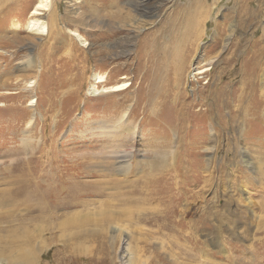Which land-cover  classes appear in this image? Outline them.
I'll return each mask as SVG.
<instances>
[{
  "label": "rangeland",
  "instance_id": "obj_1",
  "mask_svg": "<svg viewBox=\"0 0 264 264\" xmlns=\"http://www.w3.org/2000/svg\"><path fill=\"white\" fill-rule=\"evenodd\" d=\"M185 3L0 0V235L31 230L35 264H264V0H206L190 29Z\"/></svg>",
  "mask_w": 264,
  "mask_h": 264
},
{
  "label": "bare ground",
  "instance_id": "obj_2",
  "mask_svg": "<svg viewBox=\"0 0 264 264\" xmlns=\"http://www.w3.org/2000/svg\"><path fill=\"white\" fill-rule=\"evenodd\" d=\"M149 1L150 0H130V4L134 7V9H136L138 12H143V13H148V12H152L153 11V9H151L150 7H149ZM195 1V3H196V5H198L197 7V10H196V8L195 7H192V8H188L187 7V5L189 4V2H187L188 4H186L185 3V5L184 6H182V7H179V11L181 12V14L183 15V19H184V25H183V27H184V29H186V28H188V29H190V28H192V23H191V21H189V17H192L193 18V16L192 15H194L192 12L195 10L196 12H200L201 10H199V9H201L200 8V6H204V4H205V2H206V0H194ZM249 1V7H250V9L252 10L253 9V5H251V2H252V0H248ZM75 3V2H74ZM191 4V3H190ZM45 7V4L43 3V1H39V3H38V6L35 8V10H33V12H32V15H40L41 14V12H40V10H42V9H45L44 8ZM207 7V6H206ZM72 9V8H71ZM177 9H178V7H177ZM37 10H39V11H37ZM72 10H75V7L72 9ZM207 10V9H206ZM177 11V10H176ZM209 11V10H208ZM73 12H75V11H73ZM154 12V11H153ZM179 12V13H180ZM204 13H205V11H204ZM209 13H210V11L209 12H207L206 14H205V16H204V20H206L207 19V17H208V15H209ZM188 15H190V16H188ZM195 19H196V17H195ZM197 21H199V20H197ZM188 22V23H187ZM196 22V21H195ZM200 22V21H199ZM41 21H39L38 20V18H33V20H32V25H31V29L33 30V31H36L35 33L37 34V33H39V34H45V33H47L48 32V29H45L44 28V26L43 25H41ZM217 23V22H216ZM218 24V23H217ZM194 27V26H193ZM204 27V26H203ZM219 27V26H218ZM71 34L73 35V36H75V38H81L80 37V33H78L76 30H73V31H71ZM181 36V35H180ZM261 39H263V36H264V27H263V29H262V33H261ZM180 39H181V37H180ZM189 43V42H188ZM187 43V44H188ZM264 43V42H263ZM145 45V44H144ZM148 45V44H147ZM150 45V44H149ZM172 45V44H171ZM159 46V45H158ZM161 46V45H160ZM174 48V47H173ZM172 48V49H173ZM155 49V48H154ZM174 50V49H173ZM177 50V49H176ZM257 50V49H256ZM260 52L259 53H261L263 56H264V45H262V47H260L259 49H258ZM257 50V51H258ZM256 51V52H257ZM145 52V51H144ZM174 52V51H173ZM242 52V51H241ZM172 53V52H171ZM177 53V52H176ZM254 53V52H253ZM173 56V55H172ZM152 58V57H151ZM176 58L177 57H175V56H173V57H170V62H171V64H173V66L175 67L177 64H178V62H177V60H176ZM153 59H154V57H153ZM178 59V58H177ZM157 60V59H156ZM212 60V59H211ZM165 61V60H164ZM182 61V60H181ZM160 62H161V58H160ZM153 63V62H152ZM209 63H211V61H209ZM208 63V64H209ZM262 63H264V58H260V60H257V62H256V65H255V67H260V65L262 64ZM181 64V63H180ZM178 66V65H177ZM179 68V67H178ZM209 68V67H208ZM207 68V69H208ZM180 69V68H179ZM176 70V69H175ZM256 70V69H255ZM203 71H205V70H201V71H198V73H201V72H203ZM259 71V70H258ZM256 73V72H255ZM179 74V73H178ZM257 75V74H256ZM179 79H180V77H178ZM181 80V79H180ZM99 81H102V79L101 80H99ZM179 83V82H178ZM243 83V82H242ZM127 84L128 83H125V82H123V83H121V84H119V85H114V86H111V87H109L108 89L109 90H111V91H116V90H121V89H123V88H125L126 86H127ZM246 84V83H245ZM27 86H31V84H27ZM94 88H95V85H92L91 86V90H94ZM106 90V89H105ZM261 92V91H260ZM247 94V93H246ZM243 96H245V94H243L242 95V93H239L238 94V98H241V97H243ZM262 96V95H261ZM261 98V97H260ZM248 99H249V97H248ZM32 101H34V99H32ZM248 101V100H247ZM258 101V100H257ZM248 108V107H247ZM123 147V146H122ZM113 150H116L114 153L112 152V155L114 156V158L116 159V165L118 166V170L119 171H121L122 170V167L124 166V162L126 161V156H128L129 155V153L126 151V150H124V149H120V147L119 148H114ZM138 150V149H137ZM128 151H130V150H128ZM158 164V163H157ZM156 164V165H157ZM157 168V167H156ZM156 170V169H155ZM152 171H154L153 170V168H150V170H149V172H148V174L149 175H152ZM144 174V173H143ZM143 177V176H142ZM142 177H140V178H142ZM139 178V179H140ZM151 180V179H150ZM153 180V179H152ZM135 181H137V180H135ZM138 182H140V181H138ZM137 183V182H136ZM118 184H120V183H118ZM133 184H135V183H133ZM141 184H143V183H141ZM139 185H140V183H139ZM27 190H26V194H25V196L27 197V199L29 200V198H31L30 199V201H32V198L33 197H35V193H40L39 191H40V189H38V188H40L39 186H38V188H37V190H39L38 192H35V187L37 186H35L34 187V184H33V182L31 181V180H28V182H27ZM25 186V187H26ZM47 186V185H46ZM51 187H52V185H51ZM47 188V187H46ZM58 188H60V187H58ZM116 188H118V187H116ZM152 188V187H151ZM56 189V188H55ZM125 189V188H124ZM138 189V188H137ZM140 189V188H139ZM58 190H62V189H58ZM67 190V189H66ZM1 191H5V189L4 190H1ZM118 191V190H117ZM140 191V190H139ZM6 193H7V195H9V192L8 191H5ZM51 192V191H50ZM116 192V191H115ZM144 192H146V191H144ZM46 193H47V191H46ZM49 193V192H48ZM3 194V193H2ZM117 194V193H116ZM39 194H37L36 196L37 197H39L38 196ZM44 195V194H43ZM63 195V194H62ZM109 195V194H108ZM113 195H115V193H113ZM143 195V194H142ZM3 196V195H2ZM12 198H13V196H15L14 194H12L11 193V195H10ZM117 196L120 198V201H125V200H123L124 198L123 197H125V196H122V195H120V194H117ZM51 197L53 198L52 199V203H50V200H48V201H46L44 204H42V203H40V206H37V204H31V203H29L28 205H27V209L28 210H30L31 212H33V213H35V212H37L38 211V216H40L41 214H42V212L41 211H43V207H45V208H48V206H51V204H53L54 206H59L60 205V199L58 200L54 195H51ZM17 198V197H16ZM49 198V197H48ZM47 198V199H48ZM114 198V197H113ZM112 197H111V199H113ZM116 198V197H115ZM3 199V198H2ZM18 199V198H17ZM16 199V200H17ZM35 199V198H34ZM46 199V198H45ZM117 199V198H116ZM2 201V200H1ZM6 201V200H5ZM8 201H11L10 199H8ZM8 201H6V202H8ZM38 201V200H37ZM43 201H44V199H43ZM4 202V201H3ZM15 202V201H14ZM32 202H34V201H32ZM36 202V201H35ZM41 202V201H40ZM11 203V202H10ZM129 203V202H128ZM127 204V203H126ZM129 205V204H128ZM126 206V205H125ZM131 206V205H130ZM25 207V206H24ZM38 207V208H37ZM109 207V206H108ZM124 209H125V207H123ZM123 208H121V210H118V213L120 212H123L124 214L125 213H128V214H130V215H132V216H134V215H140V214H142L143 215V211L141 210V208H136V207H127V209H123ZM42 209V210H41ZM106 209V208H105ZM18 210V209H17ZM46 210V209H45ZM117 211V210H116ZM9 212V210H0V214H4V213H8ZM44 212V211H43ZM109 212H111V215H112V213H114V211L113 210H110ZM161 212V211H160ZM55 214V213H54ZM8 215V214H7ZM30 215V214H29ZM110 217V216H109ZM53 218H55V217H53ZM152 218V217H151ZM51 220V219H50ZM56 221V220H55ZM11 223V222H10ZM31 223V222H30ZM42 223V222H41ZM52 223V222H51ZM53 223H54V221H53ZM61 224V226L63 227L64 226V229L63 230H66V231H69V234H66V237L68 238V236L67 235H69V238H70V236L71 237H74L75 239H77L78 241L80 240V239H83V238H85V235H86V225H87V220H85V219H83V220H81L80 219V216H79V214H71V215H69V216H67V217H65L63 220H59L58 221V224ZM48 224V223H47ZM1 225V224H0ZM48 225H50V224H48ZM14 226V225H13ZM18 226V225H17ZM23 226V225H22ZM21 226V227H22ZM26 226V225H25ZM46 226V225H45ZM19 227V226H18ZM31 227V226H30ZM30 227H29V229H30ZM49 227V226H48ZM52 227V226H51ZM9 228H10V226H9ZM56 228V227H55ZM60 227H58V229H59ZM33 229V228H32ZM34 230V229H33ZM37 230V229H36ZM19 231V230H18ZM28 232H29V230H27ZM3 232H4V230H3ZM24 232H25V234H24ZM23 233H21V232H19V233H16V232H14V231H11V230H7L6 229V231H5V233L4 234H2V235H0L1 237H0V245H1V247H0V251L2 252H0V254H3V253H6V255L8 256V258L13 262V264H35L36 262H37V260H36V258H38V256H39V252H40V248H38V247H36V245H35V243L33 242V241H36L35 239H37V238H34V233L32 234V232H31V230H30V234H28L26 231H24ZM21 233V234H20ZM62 233V232H61ZM37 234V233H36ZM35 234V235H36ZM40 237V236H39ZM39 241V240H38ZM66 241V240H65ZM68 242V241H67ZM70 242V241H69ZM80 242V241H79ZM36 243H37V241H36ZM72 243V242H71ZM81 243V242H80ZM79 244V243H78ZM70 245V244H69ZM5 255V254H4ZM128 256V255H127ZM122 258H121V260L123 261V263H127V257H126V254H122V256H121ZM3 258V257H2ZM1 258V259H2ZM124 258H126V260H124ZM2 262H3V260H2ZM0 264H2L1 262H0ZM128 264V263H127Z\"/></svg>",
  "mask_w": 264,
  "mask_h": 264
}]
</instances>
